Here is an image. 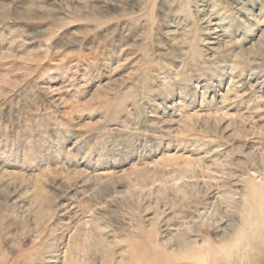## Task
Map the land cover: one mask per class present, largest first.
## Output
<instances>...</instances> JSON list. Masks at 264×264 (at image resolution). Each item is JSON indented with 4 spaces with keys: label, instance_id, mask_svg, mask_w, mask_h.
I'll use <instances>...</instances> for the list:
<instances>
[{
    "label": "rangeland",
    "instance_id": "1",
    "mask_svg": "<svg viewBox=\"0 0 264 264\" xmlns=\"http://www.w3.org/2000/svg\"><path fill=\"white\" fill-rule=\"evenodd\" d=\"M0 264H264V0H0Z\"/></svg>",
    "mask_w": 264,
    "mask_h": 264
},
{
    "label": "bare ground",
    "instance_id": "2",
    "mask_svg": "<svg viewBox=\"0 0 264 264\" xmlns=\"http://www.w3.org/2000/svg\"><path fill=\"white\" fill-rule=\"evenodd\" d=\"M218 30V29H217ZM211 37L210 39L207 41L208 44H210L212 47H214L217 44V39L219 37L218 33H216V28L211 31ZM215 34V35H214ZM219 40V39H218Z\"/></svg>",
    "mask_w": 264,
    "mask_h": 264
}]
</instances>
